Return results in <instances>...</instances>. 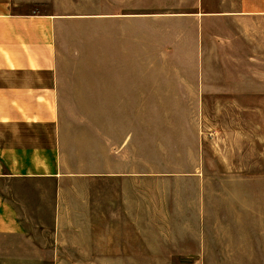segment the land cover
Here are the masks:
<instances>
[{
    "label": "crops",
    "instance_id": "obj_1",
    "mask_svg": "<svg viewBox=\"0 0 264 264\" xmlns=\"http://www.w3.org/2000/svg\"><path fill=\"white\" fill-rule=\"evenodd\" d=\"M51 2L0 0V264L260 261L201 105L264 101V0Z\"/></svg>",
    "mask_w": 264,
    "mask_h": 264
},
{
    "label": "rangeland",
    "instance_id": "obj_2",
    "mask_svg": "<svg viewBox=\"0 0 264 264\" xmlns=\"http://www.w3.org/2000/svg\"><path fill=\"white\" fill-rule=\"evenodd\" d=\"M50 1L54 9L63 10L67 2L78 0ZM50 6L38 8L46 10ZM201 106L203 175L215 189H222V206L229 213L231 225L236 223L238 227L235 233L239 241L259 240L262 258L256 262L183 258L172 263L143 264H264V101H213ZM223 218L225 222L226 216Z\"/></svg>",
    "mask_w": 264,
    "mask_h": 264
}]
</instances>
